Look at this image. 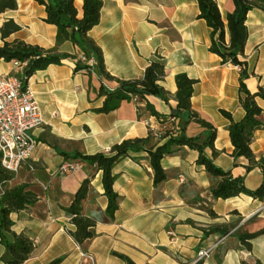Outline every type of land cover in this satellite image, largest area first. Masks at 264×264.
<instances>
[{
    "label": "crops",
    "instance_id": "crops-1",
    "mask_svg": "<svg viewBox=\"0 0 264 264\" xmlns=\"http://www.w3.org/2000/svg\"><path fill=\"white\" fill-rule=\"evenodd\" d=\"M82 1L73 0L78 17L82 15ZM101 1L99 21L88 35L100 48L108 73L119 79L139 78L151 57L159 54L165 65L159 85L168 97L146 98L160 116L168 115L176 106L175 75L184 73L196 79L191 109L215 129L213 148L206 147L204 152L220 168L243 176L247 188L264 183L258 167L246 171L243 159L233 165L229 121L220 109L228 111L235 121L244 115L238 102V67L222 63L209 51L210 29L197 15L196 0ZM214 1L225 23L233 2ZM16 4V8L0 14V25L11 18L20 26L6 40L19 39L44 49L56 47L60 53H79L68 40L56 44V27L43 20L42 4L34 0H16ZM245 26L242 58L249 75L244 84L250 92L258 87L264 91V10H249ZM2 43L0 37V46ZM73 68V60L62 59L59 64L36 70L24 84L39 103L43 123L32 131L36 145L29 165L24 164L7 182L8 186L23 184L36 194L28 207L10 213L11 229L24 233L33 244L30 257L21 264H47L57 258V264H127L121 256L134 264H240L241 260L255 264V258L264 264V233L251 239L250 250L239 240L241 233L264 227V200L243 193L212 198L209 187L215 179L196 164L198 152L187 146L163 155L161 165L166 177L157 185L143 153L138 160H119L113 167L118 205L111 218L106 214L101 171L80 161L76 154L106 152L123 139L145 137L150 132L148 123L157 127L158 118L144 110L139 114L136 104L143 107L144 102L131 100L121 101L106 113L94 111L103 101L97 95L99 86L112 89L116 83L103 78L95 68L89 73ZM0 73L20 75L21 70L0 58ZM255 100L264 122V97ZM202 132L203 127L194 121L184 128L190 137ZM250 147L257 156H264V128L254 131ZM75 161L80 162L75 169L58 172L62 163ZM87 177L89 189L81 212L95 220L94 235L79 244L69 233L74 225L64 207ZM210 246L209 255L197 260V251ZM4 255L5 247L0 243V264H5Z\"/></svg>",
    "mask_w": 264,
    "mask_h": 264
},
{
    "label": "trees",
    "instance_id": "trees-1",
    "mask_svg": "<svg viewBox=\"0 0 264 264\" xmlns=\"http://www.w3.org/2000/svg\"><path fill=\"white\" fill-rule=\"evenodd\" d=\"M44 6V21L56 27V44L68 40L77 46L79 53H60L56 47L44 49L37 45L25 43L19 39L11 41L6 38L20 29V26L11 18L5 19L0 25V37L3 41L0 46V58L10 61L17 59L25 61L26 64L17 75L22 86L26 79L36 70L45 68L48 64H59L62 59L69 58L74 62L73 70L76 72L83 69L90 72V66L83 63L80 55L93 57L95 70L105 79L115 81L114 88H106L101 84L97 95L103 97L101 106L94 108L96 112H109L119 106L121 101H130L136 96L139 102H144L143 107L136 104L139 114L148 111L161 121H167L174 117L176 122H171L174 132L166 130L162 135L163 142L155 140L151 132L145 137H134L123 139L113 144L109 151H99L93 154L77 153L76 157L93 166L94 170L101 171V183L103 193L107 197L106 214L111 218L117 209L118 195L113 190L114 165L124 157L134 160L140 158L143 153L148 159L152 169L153 184L157 185L165 179V173L161 165L163 155L173 153L183 146L198 152L196 164L202 165L204 170L215 181L209 187L212 198L226 199L237 196L240 193L264 200V183L255 189H249L244 185L243 176H233L230 169H222L213 163L211 157L206 155V147L213 148L215 136L214 127L195 111L191 109L190 97L196 79L188 77L184 73L175 75L176 90L174 98L176 106L166 116H160L147 101L148 95H156L164 100L168 93L159 85L165 74V65L159 54H154L144 67L141 77L134 79H119L108 73L104 66L100 48L89 37L88 31L98 23L101 0H83L82 15L77 16V10L73 0H34ZM198 17L202 18L209 27V51L217 54L222 63L233 64L238 67V102L244 109L243 117L235 121L228 111L220 109L221 114L228 119L227 126L230 142L232 144L231 156L233 165L239 164L241 159L245 160L246 171L258 167L264 174V156L256 155L250 147L253 133L259 128H264L261 120V108L255 98L264 97V91L258 87L257 91L250 92L244 79L248 77L246 61L243 57V47L247 38L245 26L246 14L253 8L264 10V0H232L233 10L225 15V23L221 17L218 6L214 0H196ZM16 0H0V14L8 9L16 8ZM227 34V39H226ZM189 121L197 122L203 127V132L196 136H186L184 128ZM214 153V152H213ZM12 174L4 170L0 165V243L5 247L3 261L5 264H21L31 255L32 241L22 232L16 233L11 229L12 220L10 213L28 207L36 199V194L28 190L25 185L18 184L8 186L7 182ZM89 189V177L83 179L77 187L71 203L64 207V211L70 217L74 229L69 231L73 239L82 244L94 235L93 227L95 220L86 217L81 212V204ZM210 214H214L209 210ZM264 233V227L254 232H243L239 235L241 245L251 249V239L258 234ZM121 256V255H120ZM127 264H134L127 257L121 256ZM60 258L54 259L47 264H57ZM255 264H262L257 258ZM240 264H250L241 260Z\"/></svg>",
    "mask_w": 264,
    "mask_h": 264
},
{
    "label": "built area",
    "instance_id": "built-area-1",
    "mask_svg": "<svg viewBox=\"0 0 264 264\" xmlns=\"http://www.w3.org/2000/svg\"><path fill=\"white\" fill-rule=\"evenodd\" d=\"M83 63L94 69L95 60L93 57L80 55ZM17 70L24 68L26 62L17 59L10 60ZM131 101L139 103L136 96ZM176 122L174 117L167 121L158 119L157 127L148 123L149 131L155 140H162L166 130L174 132L175 128L168 125ZM43 123L39 103L28 86H22L21 80L16 74L0 73V165L11 174H15L28 160L35 148L36 141L33 137V130ZM109 151V150H108ZM80 162H65L59 166L60 174L67 173L78 167ZM2 188L0 186V193ZM213 246L199 249L197 260L207 257ZM92 259L90 255H87Z\"/></svg>",
    "mask_w": 264,
    "mask_h": 264
}]
</instances>
